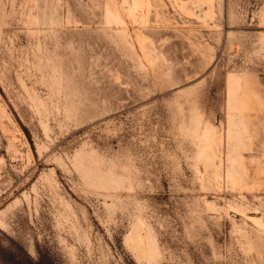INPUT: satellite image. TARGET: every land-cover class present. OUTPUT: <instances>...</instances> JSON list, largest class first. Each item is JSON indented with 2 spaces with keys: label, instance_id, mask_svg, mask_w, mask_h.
<instances>
[{
  "label": "rangeland",
  "instance_id": "374dc122",
  "mask_svg": "<svg viewBox=\"0 0 264 264\" xmlns=\"http://www.w3.org/2000/svg\"><path fill=\"white\" fill-rule=\"evenodd\" d=\"M0 264H264V0H0Z\"/></svg>",
  "mask_w": 264,
  "mask_h": 264
},
{
  "label": "built area",
  "instance_id": "2783aa9c",
  "mask_svg": "<svg viewBox=\"0 0 264 264\" xmlns=\"http://www.w3.org/2000/svg\"><path fill=\"white\" fill-rule=\"evenodd\" d=\"M5 177L4 175L0 172V197L4 193V188H5Z\"/></svg>",
  "mask_w": 264,
  "mask_h": 264
}]
</instances>
